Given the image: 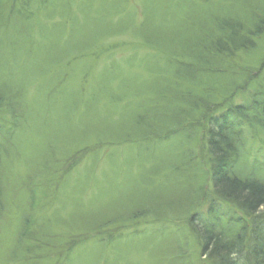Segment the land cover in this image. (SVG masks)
Listing matches in <instances>:
<instances>
[{
  "label": "rangeland",
  "instance_id": "rangeland-1",
  "mask_svg": "<svg viewBox=\"0 0 264 264\" xmlns=\"http://www.w3.org/2000/svg\"><path fill=\"white\" fill-rule=\"evenodd\" d=\"M237 1L212 0L239 9ZM202 3L0 0V126L16 111L20 122L11 134L0 130L7 143L0 152V264H23L24 256L33 264H208L190 225L213 195L198 116L179 120L189 133L182 137L183 130L162 122V114L152 113L155 104L145 102L177 84L169 59L180 60L181 49L204 38L209 18ZM232 63L223 84L238 87L230 98L247 104L264 80V34L255 50ZM206 85L212 97L221 95L219 81ZM202 86L195 90L206 102ZM247 124L237 169L264 179V126ZM188 151L194 169L183 175L172 166ZM31 201L35 211L25 215ZM22 221L38 239L20 243ZM44 226L59 236L50 248L39 234Z\"/></svg>",
  "mask_w": 264,
  "mask_h": 264
},
{
  "label": "trees",
  "instance_id": "trees-1",
  "mask_svg": "<svg viewBox=\"0 0 264 264\" xmlns=\"http://www.w3.org/2000/svg\"><path fill=\"white\" fill-rule=\"evenodd\" d=\"M237 3L240 5L239 9L235 5L219 8L214 6L212 0H203L202 6L209 18L200 34L204 33V38L200 37L196 45L181 49L180 53L185 51L186 55L180 56V60L169 59L174 65L177 84L155 91L153 94L156 100L153 102L150 98L145 100L146 103L155 104L152 113H157V116L159 113L162 114V122H173L175 129L183 130L182 137L188 136L189 133L186 131L185 120L181 122L179 120L186 114L189 115L188 120L191 116H198L201 134L198 142L201 156L205 165L209 167L208 184L213 189V195L206 210L201 209L191 216L190 225L192 224L191 229L200 241L201 256L208 264H264V179L251 172L241 174L237 169L245 144L243 128L247 123V126L253 128L264 126V80H259L258 84L253 86L252 98L247 104L232 101L233 98L230 97H237L238 87L223 84L227 83L225 78L229 73L234 71L230 65L233 64L232 60L239 54L255 50L257 38L264 34V0H243ZM15 13L19 15L18 17L24 16L20 9L15 10ZM217 81L223 86L218 90L221 95L215 94L212 97L213 93L208 90L206 83L214 86ZM185 82L190 84L181 88L179 83ZM201 83L202 91L207 92L209 96L206 98L207 103L195 90V84ZM247 83L248 81L242 87L246 88ZM1 95L3 94L0 93V106L5 103ZM144 112L140 114L139 111L140 122L145 120ZM171 113L174 114V119H170ZM251 114L255 122L245 120L246 116ZM18 116L17 111L13 112L12 118L7 121L9 123L1 125L0 130L11 128L10 134L11 131L13 133L18 130L20 128ZM155 120L157 122L159 118ZM2 145L7 147V143L0 142V152L4 151ZM182 156L185 165L178 161L172 167L176 168L178 173L186 175L191 172V168L194 169V161L190 160L189 151L188 155ZM82 158L80 156L75 159L80 161ZM73 164L61 170V176H58V181L55 182V190H61ZM3 178L0 168V195L5 187ZM35 204L37 205L31 201L27 205L25 215L26 213L31 215L35 211ZM40 206L39 204L38 207ZM194 206H197V203ZM26 222L22 221L19 230L20 243L23 238H39L24 226ZM22 226L28 231H21ZM41 228L43 232H38L40 236L43 234L44 239L50 240L44 248H50L48 244L52 242L54 244L59 236L50 232L48 235L46 226ZM31 251L32 248L29 247L25 253ZM35 256L33 254L32 258ZM25 257L23 264H33L30 257Z\"/></svg>",
  "mask_w": 264,
  "mask_h": 264
},
{
  "label": "bare ground",
  "instance_id": "bare-ground-1",
  "mask_svg": "<svg viewBox=\"0 0 264 264\" xmlns=\"http://www.w3.org/2000/svg\"><path fill=\"white\" fill-rule=\"evenodd\" d=\"M30 238H32V239H30L32 242L36 240L35 237H30ZM39 247H40V244H36V245H35L36 250H39V249H40ZM38 248H39V249H38Z\"/></svg>",
  "mask_w": 264,
  "mask_h": 264
}]
</instances>
